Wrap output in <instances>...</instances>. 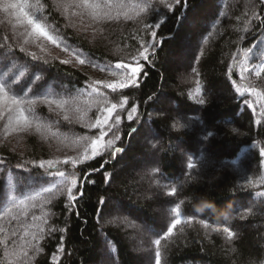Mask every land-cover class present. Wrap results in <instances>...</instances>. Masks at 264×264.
<instances>
[{"label":"trees","instance_id":"obj_1","mask_svg":"<svg viewBox=\"0 0 264 264\" xmlns=\"http://www.w3.org/2000/svg\"><path fill=\"white\" fill-rule=\"evenodd\" d=\"M39 2L36 18L85 64L51 57L36 87L49 95L66 84L68 92L95 99L93 121L81 124L80 134L91 141L107 135L95 156L90 141L56 158L34 133L22 150L0 143V160L48 177L37 187L43 232L24 264H139L146 254L147 264H157V251L159 264H264V72L252 73L264 65V0H187L174 9L149 0L134 16L106 20L96 38L69 25L53 0ZM189 37L195 46L179 67ZM145 47L147 60L140 55ZM137 61L138 86L105 87L126 80L117 63ZM164 93L166 102L157 103ZM112 104L108 124L92 127ZM138 157L148 168L135 174ZM111 200L125 207L114 209ZM0 264H14L1 243Z\"/></svg>","mask_w":264,"mask_h":264},{"label":"rangeland","instance_id":"obj_2","mask_svg":"<svg viewBox=\"0 0 264 264\" xmlns=\"http://www.w3.org/2000/svg\"><path fill=\"white\" fill-rule=\"evenodd\" d=\"M53 1L57 6V0ZM148 2L149 0H89V3L99 5V7L95 9L73 8L71 11L76 12V15L58 10L65 21L78 32H83L90 38H96L101 33L103 23L106 20L134 16L141 12ZM4 3L24 4L27 6L24 10L35 18H38L40 16L39 13L43 10V7L39 8L36 6L37 0H0V44L10 46L0 48V73L6 71L13 64L17 67L25 66V69H22L25 70V76L20 77L16 91L23 99H35L37 101L34 106L35 116L31 112H25V115L32 120V126L27 131L17 130L15 122L9 125L7 119L0 120V143L8 144L15 150H22L27 134L34 133L49 142L52 156L60 158L76 154L91 141L89 135L81 136V128L79 127H81V124L88 126V124L92 123L93 110L98 102L84 94L68 92L66 84H62L61 88L49 95H44L36 87L37 84L42 83L47 77L45 61H48L51 57H59L62 60L72 62L74 58L48 41L33 40L25 44L24 36L21 35L24 32V28L17 23L18 10L9 9L8 12H4ZM39 3L41 4V2ZM93 13L96 15L95 19L93 18ZM40 22L45 24L41 20ZM47 28L55 35L49 26ZM4 37H8L6 42ZM194 46L195 42L192 41V37L184 40L182 53L177 57L180 60L179 67H182L181 63L186 62V59L189 58L190 51ZM20 47H24L25 51L21 52L19 50ZM41 48H43V51H41ZM32 52L39 59L34 60L29 55ZM261 65H263V62L256 63L253 66L252 73L254 75ZM34 76H38L40 79L34 81ZM27 81H31L32 86L26 87ZM24 89H31V91L25 95L22 91ZM45 98L66 103H64L63 108H58L56 104H48ZM167 99L168 96L164 93L157 100V103L166 102ZM65 116L68 117L67 120L64 119ZM38 124L40 125L39 131H37ZM158 157L159 155L154 159H158ZM138 158L140 159V167L135 170V174H140L148 168V163H145L142 157ZM8 173L10 174L7 177ZM47 179L48 177L45 175L22 167V165L17 163L7 162L0 164V196L1 199L3 198L0 208V243L4 258L11 263L24 264L28 262L30 251L34 248L43 232L45 213L39 207L41 199L37 187L46 183ZM122 204L110 201V205L117 210L125 207V204ZM9 208L12 209L10 213L7 211ZM158 211L160 214L162 209H158ZM13 217L16 218L13 219ZM141 248L139 244L133 245V250L136 253ZM138 263L147 264L148 255H144L141 260H138Z\"/></svg>","mask_w":264,"mask_h":264},{"label":"snow or ice","instance_id":"obj_3","mask_svg":"<svg viewBox=\"0 0 264 264\" xmlns=\"http://www.w3.org/2000/svg\"><path fill=\"white\" fill-rule=\"evenodd\" d=\"M160 3L163 4V6L166 9H174L176 5H179L182 8L187 7V0H172L171 3L168 2V0H160ZM37 7L42 8L43 5L39 3V0H37ZM25 7H27L24 4L19 3H4L3 4V11L8 12L9 9H17L19 12V15L17 16V23L21 25L24 28V32L21 33V35L24 36V43L27 44L30 41H48L52 45H55L57 48H60L62 51L68 53V55L72 58H74L79 64L83 65L85 64V59L81 58V53L75 49L68 46L65 42L59 39L58 35H53L52 32H50L47 28V26L40 22L39 19L35 18L34 16L30 15L27 11H25ZM99 5L91 4L89 3V0H57V8L62 10L65 13H70L71 15H76V12H72L71 10L73 8H98ZM150 7V5H149ZM93 18H96L95 13H93ZM161 23H164V21H161ZM157 28L160 27V24L156 25ZM152 36H156V32H152ZM5 42L8 40V37H4ZM8 45L6 44H0V48H4ZM10 47V46H8ZM21 52L25 51L24 47H20L19 49ZM41 51H43V48H41ZM148 52V48H144V52H141L140 55L143 59L147 60L148 55H145V53ZM29 55L32 56V58L39 59V57L36 56L34 52L29 53ZM133 60H135V57H133ZM46 62V61H45ZM62 64H67L70 61L69 60H61ZM136 67H132L128 63H117L115 67L117 69L122 70L124 73L127 74V78L124 81L119 82L118 85L116 84H106L105 87L112 88L113 90L116 89V87L125 88L129 85L138 86V76L141 72V66H139V62L137 61ZM95 67V65H93ZM25 66L17 67L15 64H13L11 67H8L6 71H3L0 73V120L7 119V122L9 125H12L13 122H15V127L17 130L20 131H27L32 126V120H30L29 116L25 115V112H31L35 116V105L37 101L35 99H23L20 97L16 89L18 88L20 77L25 76ZM130 69V72H129ZM104 69H101L103 71ZM247 71V69H245ZM261 72H264V65H261L259 70L256 71V75L259 76ZM40 78L38 76H34L33 80L38 81ZM25 95L31 89H24L22 90ZM45 101L48 104H56L58 108H63L64 103L66 102H58L54 100H48L45 98ZM200 103H204L203 100L200 101ZM124 104H127V99L123 101V103L120 105V107H123ZM117 108L116 104H112L111 107H107L104 109L106 112V115L103 116L102 119L98 118L96 120V123L92 125V127H100L101 125L108 124L109 119H111L113 112ZM137 109L135 107L131 108V111L128 113V119L131 120L133 118V113H135ZM65 120L68 119L67 116L64 117ZM120 117L116 116V123H119ZM40 130V125H37V131ZM107 135V132H101L100 136L96 139H93L91 141L92 145V154L95 156L97 154V146L103 147L104 145L101 143L103 141V137ZM211 135V133H209ZM116 139H119V136L116 137ZM108 147H111L113 145V141L109 140L107 142ZM116 152L121 151V149L116 148ZM67 162V161H66ZM5 163V161L0 160V164ZM49 167H52V161L47 162ZM41 167H44V164L41 163ZM189 167H194V165L189 164ZM55 175L64 177L65 173L63 171H57ZM72 184H76V180H72ZM45 191H49V189H45ZM173 192H175V189H173ZM68 195L71 200H76V196L72 194L71 188L68 189ZM82 195V193H81ZM103 203V201H101ZM9 213L12 211L11 208L7 210ZM16 217H13L15 219ZM180 221L176 220L171 227L167 229V233L165 236H162L160 239L155 240V244L157 246L160 245L161 239H164L168 234H171L173 229L176 227L177 224H179ZM225 232H228L229 235H231V232L228 228L224 229ZM27 255V253H25ZM159 251H157V264H159Z\"/></svg>","mask_w":264,"mask_h":264}]
</instances>
